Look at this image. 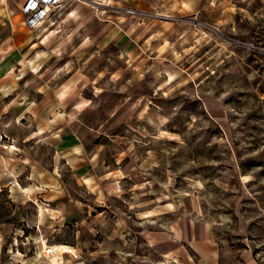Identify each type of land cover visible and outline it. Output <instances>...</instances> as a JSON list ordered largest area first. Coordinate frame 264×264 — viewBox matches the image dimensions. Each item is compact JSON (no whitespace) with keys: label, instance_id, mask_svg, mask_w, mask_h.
<instances>
[{"label":"rangeland","instance_id":"obj_1","mask_svg":"<svg viewBox=\"0 0 264 264\" xmlns=\"http://www.w3.org/2000/svg\"><path fill=\"white\" fill-rule=\"evenodd\" d=\"M24 2L0 264H264V0H64L32 30Z\"/></svg>","mask_w":264,"mask_h":264},{"label":"built area","instance_id":"obj_2","mask_svg":"<svg viewBox=\"0 0 264 264\" xmlns=\"http://www.w3.org/2000/svg\"><path fill=\"white\" fill-rule=\"evenodd\" d=\"M64 0H25L21 6L24 25L28 29H36L51 20Z\"/></svg>","mask_w":264,"mask_h":264},{"label":"bare ground","instance_id":"obj_3","mask_svg":"<svg viewBox=\"0 0 264 264\" xmlns=\"http://www.w3.org/2000/svg\"><path fill=\"white\" fill-rule=\"evenodd\" d=\"M62 7V4H61V6H60V8ZM14 150H16V149H14ZM52 249H53V251H55V250H58V247H52ZM62 249H65L64 247L62 248ZM67 251V250H66ZM69 251V250H68Z\"/></svg>","mask_w":264,"mask_h":264},{"label":"crops","instance_id":"obj_4","mask_svg":"<svg viewBox=\"0 0 264 264\" xmlns=\"http://www.w3.org/2000/svg\"><path fill=\"white\" fill-rule=\"evenodd\" d=\"M62 7H63V5H62ZM62 7H61V8H62ZM72 13H73V12H72Z\"/></svg>","mask_w":264,"mask_h":264}]
</instances>
